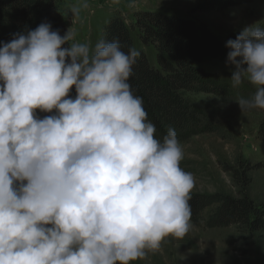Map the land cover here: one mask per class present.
<instances>
[{"label":"clouds","instance_id":"1","mask_svg":"<svg viewBox=\"0 0 264 264\" xmlns=\"http://www.w3.org/2000/svg\"><path fill=\"white\" fill-rule=\"evenodd\" d=\"M75 36L44 22L0 46V264H133L190 230L177 132L156 138L129 83L141 53ZM226 47L232 87H255L242 113L264 110V27Z\"/></svg>","mask_w":264,"mask_h":264},{"label":"rangeland","instance_id":"2","mask_svg":"<svg viewBox=\"0 0 264 264\" xmlns=\"http://www.w3.org/2000/svg\"><path fill=\"white\" fill-rule=\"evenodd\" d=\"M207 1H224L230 6L222 11H200ZM81 3L63 0L61 11L69 29L72 27L76 33L71 42L87 43L93 48L111 17L120 15L132 29L139 12H162L195 20L222 42L246 27H264V0H87L88 7L81 8L79 18L73 19L71 9ZM132 36L134 47L158 66L155 48L144 45L135 29ZM202 69L227 77L233 70L218 59L207 60ZM242 84L248 89L246 96L255 92L247 81ZM185 99L205 121L203 129L194 130L187 141L180 142L184 150L180 166L195 178L191 194H247L257 206L264 205V136L260 131L264 113H242L238 98L190 93ZM38 115L43 118L46 114L38 111ZM155 135L162 141L157 132ZM190 225L183 240L166 238L160 252L149 253L133 264H264V233L253 234L235 226L207 229L191 221Z\"/></svg>","mask_w":264,"mask_h":264},{"label":"trees","instance_id":"3","mask_svg":"<svg viewBox=\"0 0 264 264\" xmlns=\"http://www.w3.org/2000/svg\"><path fill=\"white\" fill-rule=\"evenodd\" d=\"M62 4L63 0H0V46L10 41L13 34L34 30L44 22L63 36L69 24L61 11ZM229 6L224 1H207L199 10L222 11ZM132 29L144 45L153 46L157 53L158 66H153L141 53L129 83L134 94L143 98L147 118L162 139L169 127L176 130L180 142L187 141L194 130L205 127L203 117L185 99L186 94H213L229 99L254 94L246 96L248 89L243 84L233 88L229 76L202 69L209 59L227 62V42L235 40L238 34L222 42L195 20L162 12L136 13ZM132 29L120 15H115L103 26L99 40L118 39L127 52L134 47ZM71 95L75 96L74 88ZM260 131L264 136V122ZM189 203L190 221L197 227L235 226L253 234L264 233V205L257 206L247 194H191Z\"/></svg>","mask_w":264,"mask_h":264}]
</instances>
